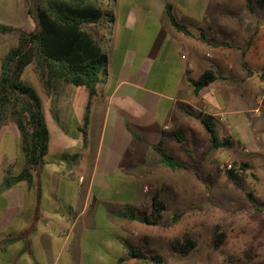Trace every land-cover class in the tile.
Instances as JSON below:
<instances>
[{"label":"crops","instance_id":"crops-1","mask_svg":"<svg viewBox=\"0 0 264 264\" xmlns=\"http://www.w3.org/2000/svg\"><path fill=\"white\" fill-rule=\"evenodd\" d=\"M238 1L113 0L107 23L90 30L107 56L96 94L89 99L85 87L72 85L42 88L46 163L30 182L0 188V264H133L128 253L142 248L151 227L118 214L139 210L155 194L175 209L169 197L189 195L210 144L200 118L210 116L217 137L231 145L251 141L246 124L261 83L242 67L237 47L253 32V16H238ZM167 5L193 36L172 27ZM201 34L230 47L208 45ZM245 59L251 70L264 68L254 47ZM209 69L226 79L195 95L188 80ZM256 125L264 137V114ZM3 137L10 141L0 147V186L24 167L11 120L1 124L0 142ZM159 145L187 169L163 167Z\"/></svg>","mask_w":264,"mask_h":264},{"label":"trees","instance_id":"trees-1","mask_svg":"<svg viewBox=\"0 0 264 264\" xmlns=\"http://www.w3.org/2000/svg\"><path fill=\"white\" fill-rule=\"evenodd\" d=\"M109 0H26L27 13L34 23V30L25 31L20 27L0 23V35L16 34L17 42L11 46L0 63V124L6 120L15 123L21 141L24 167L19 174L6 177L0 188L6 189L21 181L30 182L32 174L41 172L45 165L44 157L48 150L49 132L45 122L42 103L36 91L21 81L25 68L34 64L39 80L46 93L65 85L85 87L91 99L96 94V87L103 83L107 73V56L99 47L90 27H96L101 21H106L102 10ZM249 13L255 9L264 12V0H245ZM166 14L172 27L186 35L193 34L185 26L179 24L172 15L171 7L166 6ZM107 22V21H106ZM257 34L253 30L241 50L242 67L247 77L255 75L264 85V69L251 70L246 62V53L252 47V41ZM198 39L213 47H230L226 42H213L203 34ZM226 79L225 76L209 69L196 79H189L195 95L210 83ZM90 101L85 108L83 125L88 121ZM210 116L200 118L209 135V147L205 153L231 147V142L219 139L215 133ZM177 141L185 148L184 140L176 136ZM161 156L163 167L177 171L187 169V166L172 155L166 153L161 145L155 147ZM249 165L235 164L226 172V179L238 187L255 214L264 212V201H259L251 192L245 190L243 182ZM252 175V174H251ZM253 176V175H252ZM166 204L162 197L155 194L149 204L143 203L139 210L124 208L118 218L141 225L158 226L164 218ZM181 216V212H172L166 226H172ZM216 230L214 247L218 248L224 241V234ZM195 247L189 237L176 238L172 250L179 254H188ZM143 264H164V259L157 253L132 249L128 253Z\"/></svg>","mask_w":264,"mask_h":264},{"label":"rangeland","instance_id":"rangeland-1","mask_svg":"<svg viewBox=\"0 0 264 264\" xmlns=\"http://www.w3.org/2000/svg\"><path fill=\"white\" fill-rule=\"evenodd\" d=\"M112 4L113 0H109L102 10L106 21ZM238 16H253V30H257V34L252 47L259 56L264 57V12L255 9L251 14L239 0ZM0 23L20 27L27 32L34 30V23L27 13L26 0H0ZM89 29L92 30L91 27ZM16 42V34L0 35V63L6 51ZM21 81L42 98L43 89L34 64L25 68ZM262 88L261 84L255 98L253 110L257 112L246 124L251 141L245 144L232 143L229 148L205 153V159L198 168L199 179L190 178L189 195L183 199L169 197V204H174L175 209L169 205L161 225L150 226L148 234L143 236L140 243L142 250L159 254L164 264H264V212L255 214L244 193L226 179V173L219 171V165L225 160L231 162L232 167L234 163L248 164L243 186L256 199L264 201V137L256 125V120L264 114ZM9 141L10 138L3 137L1 149H7L5 144ZM215 154L219 156L213 159ZM172 212H181V216L175 224L166 226ZM216 230L224 234V241L218 248L214 247L213 241ZM184 236L193 240L195 247L188 254L174 252L173 241ZM133 264L143 263L136 260Z\"/></svg>","mask_w":264,"mask_h":264},{"label":"built area","instance_id":"built-area-1","mask_svg":"<svg viewBox=\"0 0 264 264\" xmlns=\"http://www.w3.org/2000/svg\"><path fill=\"white\" fill-rule=\"evenodd\" d=\"M262 92H263L262 93V97H263L264 96V85H263V88H262ZM256 112H257V110H252L251 115H250V118L252 117V115H255L254 113H256ZM217 119H219L222 122L225 121V117L223 115L217 116ZM228 129H229V127H227V130ZM231 169H232V164L228 160H225L223 163H221L219 165V171L221 173H223V174L226 173V172H228Z\"/></svg>","mask_w":264,"mask_h":264}]
</instances>
